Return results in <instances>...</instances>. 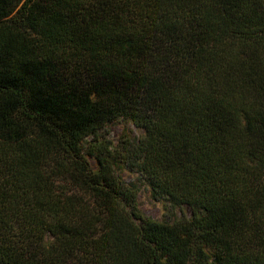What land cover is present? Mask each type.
Returning <instances> with one entry per match:
<instances>
[{
	"label": "trees",
	"instance_id": "obj_1",
	"mask_svg": "<svg viewBox=\"0 0 264 264\" xmlns=\"http://www.w3.org/2000/svg\"><path fill=\"white\" fill-rule=\"evenodd\" d=\"M0 264H264V0H0Z\"/></svg>",
	"mask_w": 264,
	"mask_h": 264
},
{
	"label": "rangeland",
	"instance_id": "obj_2",
	"mask_svg": "<svg viewBox=\"0 0 264 264\" xmlns=\"http://www.w3.org/2000/svg\"><path fill=\"white\" fill-rule=\"evenodd\" d=\"M104 133L114 143H117L123 136L139 138L144 134L143 130L137 128L133 123L122 120L109 125ZM89 160L92 167L96 169V160L92 157H89ZM118 173L127 183L137 185L139 189L138 206L140 211L151 219L161 220L165 214L164 203L153 198L151 189L148 184L144 181H141L138 178L137 174H134L127 169L122 168V166L118 168ZM186 214H189V211L187 209Z\"/></svg>",
	"mask_w": 264,
	"mask_h": 264
}]
</instances>
